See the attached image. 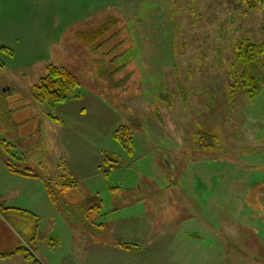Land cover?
<instances>
[{"label": "rangeland", "instance_id": "obj_1", "mask_svg": "<svg viewBox=\"0 0 264 264\" xmlns=\"http://www.w3.org/2000/svg\"><path fill=\"white\" fill-rule=\"evenodd\" d=\"M243 7L242 0H0V46L13 52L0 51V143L11 144L17 162L26 158L18 165L39 174L55 175L61 159V171L82 182L93 178L101 200L98 215L84 213L94 227L74 236L59 218L45 229L43 218L33 246L44 264H261L264 240L235 221L245 186L255 179L251 167L264 164V87L252 100L227 90L235 41L243 35L264 41V9L244 16ZM108 16L115 22L93 44L77 37ZM47 64L79 80L64 103L30 97ZM123 124L134 132L137 148L130 155L111 134ZM196 127L220 138L214 151L192 149ZM103 149L130 168L114 167L106 181L99 171ZM165 159L179 171L184 165L185 178ZM140 173L159 185L147 183L146 193L128 195L125 206L117 199L111 211L115 200L107 184L126 189L139 184ZM193 174L204 179L196 202ZM254 190L247 196L251 204L264 205V193ZM83 194L71 189L59 199L83 208L91 199L82 200ZM17 218L23 223L11 227L17 234L0 226V251L13 250L19 235L30 236L35 220ZM252 220L242 217V225ZM47 237L59 240L55 250L41 242ZM125 242L137 246L121 250L117 245Z\"/></svg>", "mask_w": 264, "mask_h": 264}, {"label": "trees", "instance_id": "obj_2", "mask_svg": "<svg viewBox=\"0 0 264 264\" xmlns=\"http://www.w3.org/2000/svg\"><path fill=\"white\" fill-rule=\"evenodd\" d=\"M242 2L244 6L242 14L244 16H248L251 14V12L258 9H264V0H242ZM114 22L115 19L108 16L98 27L90 28L86 31L77 32V37L84 41L86 44L91 45L100 37H102V35H104L111 28ZM1 50H3L8 55H13V52L7 47H1ZM232 59L233 60L230 64L227 74V90L232 93L231 96H234L235 92H242V94H244L245 97L248 98V100L254 99V97L259 93L260 88L264 87V41H255L248 35L241 36L234 43ZM3 67L4 63L0 62V69ZM78 86L79 80L77 79L75 74L65 69L64 67L47 64L45 67V73L32 86L30 95L31 98L36 102H47L52 105L61 104L67 101L69 95ZM49 117L51 120L61 123L57 117ZM132 130L133 129L131 126L123 124L119 125L112 133V138L116 140L121 145V147L124 148L128 155L132 154L135 150ZM217 138L218 136L215 133L203 131L196 127L194 128V140L191 144L193 147L192 149L194 151H199V154H202V151H214L217 141L220 140V138L219 140ZM101 154V162L102 166L104 167V169H102V174L106 179L110 178L111 170L114 167L130 168L131 166L120 165L119 161L116 160L113 154L106 152L105 150H102ZM224 160L228 159L224 158ZM164 161L167 165H169L170 170H174L176 172L179 171L176 170V168L174 169V167L169 162H167L166 159ZM229 162L240 164L236 160H229ZM7 166L10 167L13 171L16 170L12 165L7 164ZM250 170L255 173V179L251 182L249 181L250 186H245V192L247 193L244 196L241 204V209L239 210L240 219H235V221L244 230L249 229L250 232L252 231L256 236L255 238L264 240V237H262L264 236V205H260L257 203H255L257 205H252L251 200L248 199L251 189L255 188L254 191L256 192V194L264 193V164H255L253 167H251ZM187 171L188 170L186 169V167L182 165L179 172L183 176L184 174L186 175ZM60 178H62L63 180H60L57 184L58 186H60V191L58 190L59 192H54V190H57V188H55L53 182L50 181V179L45 181V185L52 202L56 205V207L60 208L61 211H63L68 221H72L73 223H83L82 221H84L83 224L86 223L87 225H85L87 227H94V224L87 223V216L86 214L84 215V213L91 211L97 214L99 209L102 208L101 200L98 201L97 196L92 195L91 197H88L91 199L86 202V205L83 206V208L80 205H71L67 202H61L58 198L60 192L69 188L71 189L77 187L78 182L74 179L64 178L63 175H61ZM140 178L141 181L139 182L138 186L143 187L144 180L142 178H144V176L140 175ZM179 180L180 178H178V180H174V183L177 185L179 183ZM191 181L193 192L196 194V196L194 197V201L196 202V200H199L198 183L204 181V179L201 175L193 174V179ZM206 185H208V182ZM207 187L209 191L208 196H210L216 188L214 179ZM110 190L112 192H115L116 187H110ZM262 202H264V200H261V203ZM114 209L116 210L117 207H113L111 211H113ZM2 210L3 208L0 207V211ZM21 213L24 216L35 220V226L27 239L19 235V244L13 250L1 251L0 259L17 255L21 256L23 260H25L29 264H44L36 253L35 245L33 246V242L38 237L40 218L26 211H21ZM242 217L248 220L253 219L252 221H254V223L252 225H250L249 223H243L242 225ZM88 224H90V226ZM101 225L102 224L100 223L98 225H95V227H102ZM213 231H215L217 237L221 240V242H223V244L226 243L225 241L227 239L219 229H214ZM187 236L189 237V235ZM196 239L202 240V238H199V236H196ZM41 241L45 242L46 245L52 249L57 248L58 244L60 243L58 239H53L52 237H47ZM117 246L121 250H130L137 245H135L134 243L125 242L119 243ZM238 250L242 251L244 249L238 248ZM258 261L261 264H264V258H258Z\"/></svg>", "mask_w": 264, "mask_h": 264}, {"label": "crops", "instance_id": "obj_3", "mask_svg": "<svg viewBox=\"0 0 264 264\" xmlns=\"http://www.w3.org/2000/svg\"><path fill=\"white\" fill-rule=\"evenodd\" d=\"M1 47H5V46H0V51L4 52L3 50H1ZM1 85H2V83H0V86ZM0 91H1V87H0ZM87 96H89L90 98H97V95H95L94 93H91V92H88ZM30 97H31V95H30ZM76 98H79V96L77 95ZM34 102H36V101H34ZM80 110H81L80 113L83 114L84 109L81 108ZM54 122L58 123L57 121H54ZM58 124H60V123H58ZM133 134H134V132H133ZM0 144H1V149H3V152L0 151V160L3 162V163H0L1 164L0 165V207L3 208V210L0 211V226L1 227H4L5 229H7L8 232H13L14 234H17L16 232L13 231V229L11 227H14V226L18 227V225L23 224L22 221L17 218V214L24 216L21 213V211L22 212L26 211V212L31 213V214L40 218L39 229L40 228L42 229L43 218L46 219V221H47V225H46L45 229L51 227V225L53 224L52 222H50V219L54 220L55 218H59L61 220L60 222H62L60 224L63 226H68L67 231H69L70 234L73 233V236H74V233L76 230H79V229L80 230H82V229H88L89 230V228L85 224L83 225V223L74 224L72 221H68L66 219V216L64 215L63 211H61L60 208L56 207V205L52 202L50 195L47 191L45 181L50 179V181L53 182L55 188H57V190H54V192H59L60 186H58L57 184L60 180H63L62 178H60L61 175H63L64 178L74 179L78 182V186L75 188H71V189H74V190L83 189L84 190V194H83L84 197L81 199L85 201L86 198L91 197L92 195H96V191H94V188L92 186L94 183V180L91 176H88L87 179H85L84 182H82L79 179V177L76 176V174H73L69 170L61 171L62 170L61 168L63 166V165H61L63 162L61 159L59 160V162L61 164L57 165V169L59 171L55 175L51 176L48 174L36 173L34 171V169L28 165H26V166L18 165L19 161H26V158H22L21 160H19L17 162V160H16L17 158L13 154L14 150L12 151V149H14V148L12 147L11 144H9V143L6 144L3 141H1ZM134 144H135V142H134ZM136 148L137 147L135 145V149ZM152 148H154V147H152ZM148 149H149V143L146 146V150H148ZM5 151H6V154H5ZM4 155H8L9 157L12 156L13 159H11V157L9 158L8 156L5 157ZM10 159L13 161H11ZM101 159L99 161H101ZM6 162H8V163H6ZM7 164L12 165L14 167V169H16V170L13 171L10 167L7 166ZM99 167H100L99 171L102 173L101 165ZM22 171H24V172H22ZM125 172L126 173H124V175H128V171H125ZM111 174H112V172H111ZM111 174H110V176H111ZM140 175L143 176V174H141V173H140ZM88 178H92V179L88 180ZM191 179H193V175H192ZM191 179H189V180H191ZM108 180H110V178L106 179V181H108ZM147 183L159 185L158 181L155 179H152L151 181L144 180L143 181V187H140L137 184H132L131 186L129 185L126 189H124V188L119 189L118 187H116V191L112 192L110 190V187H113V186H110L107 184V186L109 187V190L113 194L112 199L115 200V204L113 207L116 206L117 199H119L121 201V198H122L121 202L125 206L127 204H124V202H125L124 199H126L128 197V195L133 194L134 192L138 194L139 191L143 192V194L146 193V186H147L146 184ZM133 185H135V186H133ZM190 186H192V181L190 183ZM129 187H131V188H129ZM71 189L69 188V189H66V190L60 192L59 196L64 194L67 190H71ZM140 194H142V193H140ZM59 196H58V198H59ZM63 202H68V201H63ZM136 202H140L139 199ZM136 202H134V203H136ZM68 203H71V202H68ZM87 213H88V216H91L92 213L95 214L94 212H91V211H88ZM5 214H8V216L10 218H12V223L5 218V216H4ZM25 217H27V216H25ZM133 231L138 233V231L140 232V228H134ZM72 241H73L72 245H74V247H76V248L80 247L79 241H77L75 238H72ZM41 242H43V241H41ZM113 243L114 242H112L111 245H113ZM55 249L56 248H53L52 250H55ZM27 263L28 262L23 260V258L21 256H17V255L0 259V264H27Z\"/></svg>", "mask_w": 264, "mask_h": 264}]
</instances>
